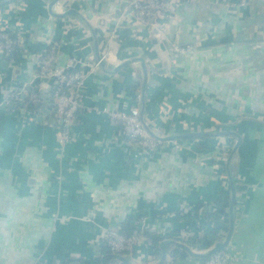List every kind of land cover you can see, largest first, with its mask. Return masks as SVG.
<instances>
[{"label":"crops","instance_id":"crops-1","mask_svg":"<svg viewBox=\"0 0 264 264\" xmlns=\"http://www.w3.org/2000/svg\"><path fill=\"white\" fill-rule=\"evenodd\" d=\"M51 1L0 3V28L20 38L8 60L0 47V264H103L111 251L102 253L101 239L121 230L126 218L135 225L140 215L163 238L182 231L202 236L215 223L205 214L221 193L230 197L227 168L237 195L225 249L235 255L232 264H264V0H169L173 10L161 29L138 24L127 0H61L54 13H79L65 18L50 12ZM51 42L60 43L58 66L72 58L88 65L86 107L67 143L52 88L36 77ZM175 45L193 48L178 52ZM98 51L107 62L93 67ZM128 60L138 61L121 65ZM36 84L42 104L35 113L31 105H7L12 91L24 99ZM135 105L154 134L180 135L176 143L149 157L134 155L105 110ZM218 131L242 137L230 163L238 138ZM195 132L204 135H187ZM219 223L210 247L193 246L190 237L184 243L206 253L226 239L230 216ZM173 249L169 264L208 258L174 256ZM161 254L149 241L124 256L132 264H157Z\"/></svg>","mask_w":264,"mask_h":264},{"label":"built area","instance_id":"built-area-1","mask_svg":"<svg viewBox=\"0 0 264 264\" xmlns=\"http://www.w3.org/2000/svg\"><path fill=\"white\" fill-rule=\"evenodd\" d=\"M127 9H131V15L135 21L149 28L160 29L162 20L171 10L173 5L169 0H127ZM20 38L13 32L0 28V47L1 50L8 52L13 50L16 45H20ZM174 48L178 52L190 50L193 47ZM60 43L51 42L46 52L41 54L37 60L36 77L42 82L49 83L52 88V96L57 108L55 109L56 123L60 129L61 141L67 143L74 138V122L79 113L85 109L84 90L87 80V69L84 62L76 58L70 59L65 66H58L57 59L59 55ZM93 67L98 66L95 61L91 64ZM38 84V86H39ZM27 102L22 105L20 103L21 96L19 93L12 91L7 100V105L13 106L15 109H26V106L33 105L39 107L42 104L40 92L29 90L26 95ZM137 99L141 100V93L137 95ZM111 120L117 122L129 146L134 149V155L149 157L157 150L163 148L169 143H176V140H163L161 135L154 134L147 127L138 105L130 110H105ZM135 230L131 234L121 232V230H110L104 238L110 247L112 253L131 255L135 252L137 245L141 243H149L146 232L149 231L146 217L140 215L135 218ZM190 237L189 232H180L176 234L175 239L184 242ZM186 243V242H185ZM235 255L226 249L211 254L203 264H232ZM167 264H169L167 262Z\"/></svg>","mask_w":264,"mask_h":264},{"label":"water","instance_id":"water-1","mask_svg":"<svg viewBox=\"0 0 264 264\" xmlns=\"http://www.w3.org/2000/svg\"><path fill=\"white\" fill-rule=\"evenodd\" d=\"M3 0H0V3L2 2ZM61 0H52L49 4V10L52 14L54 15H57V16H61V17H67V16H76L78 15V11L73 9V8H67L63 13H54L53 10H54V7L56 5H58V3L60 2ZM125 4L128 5V2L125 1ZM127 12L129 14H131V9H127ZM161 29V28H160ZM97 58H96V62L98 63V66L101 67L103 64H106L107 60H106V56L104 54H102L100 51H98L97 53ZM9 59V56H7V60ZM7 60L4 61V65H6L7 63ZM139 60H141V62H143V67H144V74H145V77L147 78L148 76V71H147V67H146V63H145V60L143 58H139ZM134 61H138V60H134ZM134 61H126L124 62L123 64L121 65H127L128 63L130 62H134ZM145 91V90H144ZM145 93V92H143ZM43 98H45L44 94H42ZM143 99V95L141 97ZM31 106H33L31 104ZM45 107V106H44ZM55 108H57V105L55 104ZM141 116H142V112H141ZM143 117V116H142ZM42 119V118H40ZM144 119V118H143ZM148 127V125H147ZM154 133V132H153ZM187 135H190V136H200L202 137V133H193V134H187ZM215 135L217 136H220V135H223V136H236L238 138L237 142H235L233 148H232V152H231V155L229 157V160H228V163H230L231 159H232V156H233V153L236 151V149L238 148V146L240 145V143L242 142V137L240 136V134H238L237 132H232V131H218L215 133ZM182 137V136H181ZM177 138H180V135H173V136H167V137H161V139L163 140H175ZM229 165V164H228ZM229 167V166H228ZM227 172H228V180H229V184H230V204H229V216H230V224H229V232H228V235L226 237L225 240L223 241H219L217 242L212 248H210L209 250H207L206 253H203V252H197L195 250H192V248L187 245L186 243L184 242H181L177 239H168V238H163L162 240V243H161V257L160 259L158 260V263L157 264H167V259H168V251L171 249V248H179V249H182V250H185L186 252L190 253L191 255H195V256H207L209 257L211 254L213 253H217V252H220L222 250H224L230 240H231V237H232V234H233V231H234V227H235V204H236V195H237V185H236V181L233 179L232 175H231V172L229 171V169L227 168ZM118 259L120 260L123 264H132L130 262V260L124 256L123 254H119V253H110V254H106L102 257V263L103 264H110V259Z\"/></svg>","mask_w":264,"mask_h":264},{"label":"trees","instance_id":"trees-1","mask_svg":"<svg viewBox=\"0 0 264 264\" xmlns=\"http://www.w3.org/2000/svg\"><path fill=\"white\" fill-rule=\"evenodd\" d=\"M20 46L16 45L14 47L13 50L11 51H7V50H2V52L4 53V55H8L10 57H14L18 50H19ZM39 86L38 84H36L35 87L31 88V90H36L37 92H39ZM27 102V96L24 99H20V103L22 105H24ZM41 107V106H40ZM29 112L35 113L38 109L37 106H33V107H28ZM229 203H230V197L228 193H221L219 195V197L216 200V209L214 211H209L207 212L205 215L206 217L213 219L214 220V224L210 225L208 227H206L203 231L202 236H195L192 235L190 237V244H192L193 246L197 245L199 248H208L211 245H213L215 243V241L218 239V234L220 232V230L222 229V224L219 223L220 222V218L222 216L224 217H228L229 213H228V209H229ZM204 205V203H203ZM201 205V206H203ZM203 207H201L202 209ZM199 213V212H198ZM203 215L202 219L205 218ZM191 218H200L201 217L199 215L197 216H188ZM135 225H134V218L130 217V218H126L123 223H122V228H121V232L126 233V234H131L134 230H135ZM146 235L149 239V241L153 244V248L154 251L159 252L161 250V243L163 240V237L161 235H159L156 231H147ZM101 250L102 253L107 252V251H111L109 245L107 244V241L105 238L101 239ZM173 255L177 256L180 255L182 257L187 256L188 253L185 250L179 249V248H174L172 250Z\"/></svg>","mask_w":264,"mask_h":264},{"label":"rangeland","instance_id":"rangeland-1","mask_svg":"<svg viewBox=\"0 0 264 264\" xmlns=\"http://www.w3.org/2000/svg\"><path fill=\"white\" fill-rule=\"evenodd\" d=\"M139 245H137V247H138Z\"/></svg>","mask_w":264,"mask_h":264}]
</instances>
